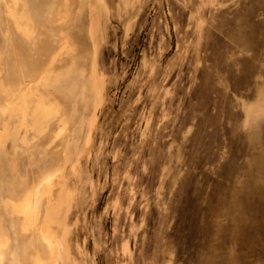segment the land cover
<instances>
[{
    "label": "rangeland",
    "instance_id": "obj_1",
    "mask_svg": "<svg viewBox=\"0 0 264 264\" xmlns=\"http://www.w3.org/2000/svg\"><path fill=\"white\" fill-rule=\"evenodd\" d=\"M53 54V82L24 98L54 112L4 142L0 188L37 216L24 230L3 203V251L264 264V0H0V121L17 127L16 62H39L38 76Z\"/></svg>",
    "mask_w": 264,
    "mask_h": 264
},
{
    "label": "crops",
    "instance_id": "obj_2",
    "mask_svg": "<svg viewBox=\"0 0 264 264\" xmlns=\"http://www.w3.org/2000/svg\"><path fill=\"white\" fill-rule=\"evenodd\" d=\"M22 11L24 13H22ZM21 14H23V15L26 16L27 22H29L31 20L29 14L27 12V10L24 7H21L19 13H17V17H18L17 24L21 25L24 22V20L20 18ZM28 27H29V25H28ZM16 30H17V32L21 33V35L23 36V38L26 39V40L31 37V35L29 37L26 36L22 31H20L17 28V26H16ZM52 58H56L55 57V54H53L48 59L46 65L44 67V69H42V71L40 72V74L38 76L35 75V72H36V70H37V68L39 66V62L37 63L35 60L25 59L22 62V64H21V63H19L17 61L16 62V67H17V70H16V88H19L18 86H20L21 84L22 85L23 84H26L28 82L29 83H33V85L40 84L42 82H44L45 84L48 85V83L50 84V82H53L52 80H49L48 77H46V74L48 73V71L50 69V61H51ZM25 89H26V87H25ZM34 89H35V86H34ZM23 101L26 102L27 104H29V106L31 107V110H29V114L26 116L25 124L22 125V115H21V112H20V110H21L22 107L21 108L19 107L18 108V111L14 114L15 116H18L17 127L14 128L13 126H11V124L9 122V124L8 123L5 124L6 125L5 126L6 127V130L3 131V129H1L2 126H0V132L1 133L4 132V134H6L5 140H6V137L9 135V133L15 135L16 132L21 127L22 128H25L26 130H33L43 120H45L46 118L50 117L51 113L54 112V109L51 110L49 105L47 106L46 104H42L39 101V99H35V101L34 100L30 101L29 99H25L24 98ZM17 104H20V101L19 102L17 101ZM20 106H21V104H20ZM42 109H47L48 110V113L47 114H40L39 111H41ZM34 110H36L35 111L36 113L33 114ZM3 128H4V126H3ZM4 142H3V144L0 143V159H1V154L3 153V150H4ZM16 148H17V145L14 144L13 145V150L16 151L17 150ZM37 187L38 186H36L35 189ZM28 193H30V192H28ZM28 193H26V195L24 196V198L28 195ZM18 194H19V190L16 189V188L6 189V191L3 188H0V195H1L0 196V200L2 201V203L0 202V208L3 207V209H4L3 203L6 202L7 200H11L14 203H19L21 200L20 201L17 200ZM7 209H9V208L8 207L5 208L6 211H7ZM9 211L11 212V213L9 212L10 215L11 214L14 215L13 219H15V220H17L18 219V216L21 214V213H19L17 210H15L13 208H10ZM23 222L24 221L22 220V225H23ZM10 245H12V244H10ZM12 246H13L14 249H17L16 248V244H14Z\"/></svg>",
    "mask_w": 264,
    "mask_h": 264
},
{
    "label": "bare ground",
    "instance_id": "obj_3",
    "mask_svg": "<svg viewBox=\"0 0 264 264\" xmlns=\"http://www.w3.org/2000/svg\"><path fill=\"white\" fill-rule=\"evenodd\" d=\"M22 13H24L23 11H22ZM20 18L21 19H23L24 20V22H23V24H21V25H19V24H17L16 26H17V28L20 30V31H22L26 36H30L31 35V29L28 27V22H27V20H26V16L25 15H23V14H21V16H20ZM22 21V20H21ZM21 86V87H20ZM20 86H18L19 88H17L19 91H23L22 92V96H20L19 97V99H18V102L20 101V104H21V106H20V108H21V110H20V112H21V115H22V125H24L25 124V120H26V116L29 114V110H31V107L29 106V104H27L26 102H24L23 101V99H24V94L25 93H27V92H25V91H28V90H30V88H32V87H34V85H33V83H26V84H21ZM23 87V88H22ZM25 87H26V89H25ZM25 92V93H24ZM9 112H11L10 111V109H7ZM36 110H34V112H33V114L34 113H36L35 112ZM40 112V114H47L48 113V110L47 109H42L41 111H39ZM9 119L7 118L6 120H1L0 121V126H2L1 127V129H3V131H5L6 130V123H8L9 124ZM3 126H4V128H3ZM5 136H6V134H4V132L3 133H1L0 132V143L1 144H3V142L5 141ZM22 142H24V141H22ZM57 172V171H56ZM53 173V172H52ZM54 173H55V171H54ZM53 173V174H54ZM55 175V174H54ZM53 175H47L44 179H45V181L46 182H48V181H50L53 177H52ZM43 179V180H44ZM37 191H38V187L33 191V192H31V193H29L24 199H29L30 198V196L31 195H34V194H36L37 193ZM1 196V195H0ZM2 199V198H1ZM6 203L7 204H9L10 205V208H13V209H15V210H17L18 212H23L24 214H27V217L25 218V220H24V222H23V225H22V229H24V230H29V229H31V223H33V222H35V218H36V213L35 212H33V210L30 208V207H28V206H24V205H20V202L19 203H14V202H12L11 200H9V202H7L6 201ZM45 215V214H44ZM40 234L42 235V237L46 240V242H47V244H48V246L50 247V249L52 250V242H51V235L49 234V232L47 231V229L45 228V225L44 224H42L41 225V227H40ZM5 237H3V239H4ZM1 239V241H3L2 240V238H0ZM4 243H5V241H4ZM8 243V242H7ZM4 246V245H3ZM6 246V245H5ZM4 246V247H5ZM11 246L12 245H9L8 246V250L5 252V251H3L2 249H4L2 246H0V264H19V260H18V253H14V252H11ZM2 248V249H1ZM18 252V251H17ZM6 255H7V257H6ZM6 257V259L7 260H5V262H4V258ZM39 257V256H38ZM37 264H42V262L40 261V259H38L37 258Z\"/></svg>",
    "mask_w": 264,
    "mask_h": 264
}]
</instances>
